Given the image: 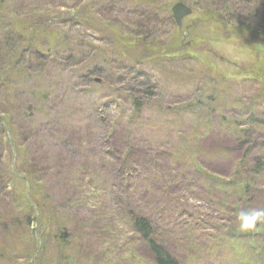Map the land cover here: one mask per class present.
<instances>
[{"label":"rangeland","instance_id":"1","mask_svg":"<svg viewBox=\"0 0 264 264\" xmlns=\"http://www.w3.org/2000/svg\"><path fill=\"white\" fill-rule=\"evenodd\" d=\"M19 1L13 0L11 7L20 11ZM67 2V7L59 6L51 30L65 32L71 44L77 32H89L86 39L94 50L91 46L80 50L83 55L74 58L81 62L72 63L78 65L76 73L87 64L83 73L92 72L91 78L98 79L99 86L92 83L85 87L86 83L70 73L71 65L64 64L57 54L55 58L62 65L38 66L37 59L29 56L36 46L21 42L10 46L12 51L18 46L20 51L28 47L25 60L30 62L25 65L29 69L25 74L36 81L18 80L20 77L13 73L10 77L17 81L9 77L0 94V113L6 108L13 114H0L11 132L10 143L6 133H0V264L59 263L62 253L54 234L70 226L81 238L78 243L85 251L82 257L74 238L67 244V251L80 264H153L133 234L131 214H141L154 222V236L165 244L177 264H262L264 240L255 233H264V226L245 237H231L230 241L222 230L211 235L213 240H195L189 232L180 231V223L194 217L197 221L210 212L226 224L236 205L225 210L228 200L219 204L215 196L208 202L199 190V179H190L183 169L172 168L177 166L176 155L190 150L185 164L195 167L202 159L214 157L216 160L206 161L210 174L225 181L233 179L234 168L241 162L251 167L253 161H259L255 157L264 154L260 151L264 131L254 132L245 122L251 112L264 122V36L257 32L264 31L260 29L264 28L260 18H264V4L258 15L242 17L247 18V31L237 22L241 17L227 13L228 5L246 12L244 0H94L92 5L87 0ZM176 2L192 9L180 26L175 25L171 15ZM104 3L108 7L103 10ZM41 5L45 12H53L46 3ZM82 15L95 18L99 30L88 31L92 20L86 24L88 29L72 26ZM38 39L43 40L40 36ZM37 45L45 51L46 41H37ZM72 50L67 46L60 55L68 57ZM129 65L133 66L131 75L126 72ZM58 67L62 70L60 76ZM35 70L41 71V77ZM145 79L150 83L146 91L150 95L144 93L141 97L130 92L142 104L137 121L129 120V110L112 111L127 99V88L137 89L135 82L127 80ZM19 88L26 95L23 104L28 102L31 113H37L35 118L24 110L27 106L21 108L24 113L19 117L20 108L16 107L21 105L15 104ZM30 118L33 130L21 134L20 124ZM68 120L81 122L82 130L77 127V133V128L63 125L56 131V126L49 124ZM227 121L245 122L244 129L230 132L224 127ZM11 149L18 156L15 160ZM34 152L39 157L45 155V161L48 155L54 156L57 164L33 166ZM12 162V173L29 181V195L24 180L8 170ZM228 163L229 169L224 165ZM204 169L207 171L206 166ZM37 203L40 212L34 206ZM190 214L194 217H188ZM26 217L35 221L27 223ZM81 222L88 224L81 227ZM88 227L91 229L87 232ZM93 232L98 233V240L91 239ZM183 233L189 237L184 239ZM97 241L101 242L100 248L95 245ZM187 242L193 245L191 249L186 247ZM91 246L96 252L88 254ZM86 255L96 258L91 261Z\"/></svg>","mask_w":264,"mask_h":264},{"label":"trees","instance_id":"2","mask_svg":"<svg viewBox=\"0 0 264 264\" xmlns=\"http://www.w3.org/2000/svg\"><path fill=\"white\" fill-rule=\"evenodd\" d=\"M12 1L13 0H0V94L4 90L3 87H4L5 81L13 73H16V76L20 77V79L18 80L31 79V82L36 81L35 79L28 77L27 74H25V71L29 70L28 68H27L28 70H26L25 65L26 64L29 65L28 63L30 62L29 60H25V55H27L28 53L27 49L30 46L31 47L36 46L34 47L33 52L29 54V56L37 59L35 63L38 64V66H46V65H52V66L59 65L60 66L62 65L55 58L57 54L58 57L63 58L64 64L67 62L71 65L70 73L72 75H75L80 81H82L83 84L86 83L85 87H88L90 84L95 83L93 81L94 78H91V74L85 75L82 72L85 70V68H87V64L86 66H84L85 68L80 69L79 72L77 73L75 72V69L78 66L77 64L80 63L81 61L76 62V59L74 58V56L80 54L78 55V57H81L83 54L81 53L80 50L86 49L87 46H91L89 48L94 50V48L92 47V43L89 44V42L91 41L86 39L88 37L87 35L89 32L88 33L87 32L85 33L77 32V36L75 37L73 44H71L69 40L67 39L68 36L65 32H58L57 34L55 33V30H51L52 28H54L51 24H53L54 20L56 19L55 15H57V12H59L58 8H61L59 6L67 7V3H68L67 0H58V2L53 0V2H50V4L46 2L47 0H37L38 1L37 3H32V0H20L19 7H21L22 9V10L20 9V11L18 9H14L11 7ZM87 1H91L90 2L91 5L94 3V0H87ZM225 1L227 3L229 1L233 2V0H225ZM244 1L245 3H247V7H248V8H244L246 12H239L236 8L229 7L228 5L227 13L234 14L236 15V17L238 16L241 17V19L237 20V22H239V24L242 25L244 30L248 31L250 30V28H248L249 24H246L247 18L249 19L250 16L252 17L254 15H258L256 13L259 11V9H261L260 7L264 4V0H244ZM235 2H237V0H235ZM40 3L43 5H45L46 3V7L48 9L51 8V11L53 12H45L44 7H42ZM97 3H98L97 6L101 5L98 1ZM102 7L104 10L105 8L108 7V3H104ZM242 17H247V18L242 19ZM253 18H256V17H253ZM260 18L264 20V18H262L261 15H260ZM89 20H92L93 24L90 23ZM87 23H90V25H93V26L88 29L86 27ZM94 23H96L95 18H88L82 15L80 20L75 21L74 24L72 22L71 24L72 26L73 25L76 27L78 26L79 28L83 26L85 27V29H88V31L89 30H99L97 28V25H95ZM260 29H264V28H260ZM253 32H256V30ZM257 32L258 34H260V36H264V31L263 33L261 32V30H258ZM39 36L43 38L42 41L38 39ZM37 41L39 43L46 41L45 51H41V49L37 45ZM16 42L25 43L28 47L26 46V48L23 49L24 51H20L17 49L19 48V46L17 47L16 45H13V47H17V48L16 50L12 51L10 49V46ZM58 44H61V45L59 46ZM67 46H72L73 52L68 53V57L60 55L61 50L66 49ZM25 51H26V54H24ZM72 61L77 64H73ZM59 68L60 67H58V71L56 70L58 76H60L62 72V70L59 71ZM35 71H38V70H35ZM40 74H41V71H38L37 77H41ZM127 74L131 75L133 74V72H128ZM9 79L17 81V78L12 79V77H10ZM60 85L61 87H63L62 84ZM95 85L99 86V84L97 83H95ZM135 86H137V89H130V88L126 89V91L128 92L126 96L127 99L124 102L122 101L123 103H121V106L119 107V109L116 110V111L124 110V109L129 110L130 113L132 114L129 120L132 122L137 121V118L140 116L139 114L141 112L142 104H141V101L139 103L138 102L139 100H135L134 95L131 94L130 92L134 91L136 93H140L141 94L140 96L142 97V95L146 93V91H148L147 89L149 88L150 83L146 81L145 79V80H141V82H137ZM21 92L22 90L19 88V90L16 92V100H15L16 101L15 104L19 103V105H21V106L16 107V108H20L19 117H23V113H24L21 111V108H23L24 106H27L26 108H24V110L27 109L28 113L32 114V117L34 116L35 118L37 113L36 112L31 113V110H29V107L27 105L28 102L23 104L25 102L24 97H26V95L23 96ZM148 93L149 92L146 93V96H148ZM145 111H146V108L143 109V112ZM0 114L11 116L12 113L7 111V109L5 108V110L1 111ZM247 121L250 123L252 130H255L254 132H258V131L260 132L261 130L264 131V122L256 116V112H251L250 114H248V117L245 122ZM25 122L26 123H21L19 126V132L21 134L22 133L28 134L29 132L33 130L32 128L33 118H30L29 120H26ZM0 123H3L5 126L7 125L2 119L0 120ZM15 123H18V121ZM244 123L227 121L226 123H224V127L228 128L226 130L230 132L232 130L238 131V130L244 129ZM49 124H53L54 128L56 126L55 128L56 131L59 129V127H63V125H70L69 129H72V128L75 129L78 127L80 130H82L81 127H83L81 122H78V121L71 122L69 120L65 122H57V124L51 121ZM0 126H1L0 133L2 134L5 133L1 124ZM6 127H5L6 131L11 135V132ZM78 128H77V133H79ZM49 134H55V132L50 133L49 131ZM262 139L264 138L262 137ZM232 146L236 148L237 144L233 143ZM260 147H261L260 151H264V143L261 144ZM202 148H204V144H202ZM44 152L46 153V151ZM182 153L184 155L183 154L176 155L175 163L177 164V166H173L172 169H178V168L183 169L185 173L188 175V177H190V179H193V178L199 179L201 181V186L199 187V190L206 194V196L208 197L207 198L208 202L210 200H213V198H211L212 196H215L214 201H219V204L221 202L225 204V202L223 201L228 200L229 204H226L227 209L225 210H229L228 208L230 207V205H236L234 209L230 210V213L233 215L232 219L227 216L228 223H226V226L221 225L223 223V220H221L220 224L218 223V221H216V218H219L220 216H213L211 212L206 213V215H203L204 217L208 218L209 221H211V223L215 226V230L219 229V230L225 231L223 229V227H225V229L228 232L238 233V231L236 230V225H237L236 214L241 210L250 209V206L252 205H254L255 208L264 207V154L262 156H256L255 158L258 157L259 161H253L252 163L254 165L251 167L243 166V162H241V164H239L238 167L234 168V175L231 176V178L233 179L224 181L215 174L211 175L210 170L207 166L208 165L207 162L214 161L216 160V158L214 157L210 158V156H208L205 159H202L199 165H195V167L193 166L189 167V165L185 163L186 162L188 163V159H189L188 156H190L192 152L190 150H187L186 152H182ZM171 154L173 153H169V155ZM32 155L33 157H32L31 164L33 166H37V164H41L46 167L47 165L48 166L51 165V162H56L57 164V159L54 156L48 155L45 161L44 160L45 155L40 154V157H39L38 153H35V152L32 153ZM191 157L195 158L193 154ZM242 157H246V156L242 155ZM224 165H228L227 167L229 169V166H230L229 163L224 164ZM205 166L207 168V171L204 169ZM240 168H241V171L238 172V169ZM202 182L204 185H202ZM251 196H253V198H251ZM29 199L31 203H33L31 198ZM243 200H246L247 203H244ZM244 204H246L248 207L245 206ZM34 206L37 208L38 212H40L41 208L39 209L38 207L40 206V203L34 204ZM237 206H239V208ZM216 209L219 210L220 208H211V210H216ZM192 216L194 215H190L189 217H192ZM27 217H26L27 223L35 221V219L30 220V218H27ZM131 218H132L131 228H132L133 234L136 235V240H138L139 243L146 248L148 255L150 256L153 264H177L175 262L176 259L171 255V253H169L167 249L165 250L163 248L164 246L163 242H160L154 236V227L152 223L149 222L148 219H145L144 216L141 214H136V215L131 214ZM76 221H78V219L75 220V222L73 221L74 222L73 226H75ZM65 223L68 224V222H65ZM87 224L88 223H85L84 225L81 222L80 226L85 227ZM183 224H188L189 228L185 227V225ZM178 226H179L180 231L189 232L192 237L194 236L196 238L195 240L203 239L205 237L204 233L210 232L211 230H213V228H210L209 226L198 224L196 220H188L186 222L180 223ZM88 229H91V227H88L86 229L87 232H88ZM74 230L75 229L72 226L67 227L66 229L59 228L57 233L54 234V238H56L54 239V242L57 243V246L59 248H61L60 252L62 253L61 256H59V263L57 264H80L78 260H76V257L67 251V244L70 242L71 238L76 239L77 244L79 246L78 241L81 238L75 235ZM94 230L96 231V229ZM197 232L198 234L195 235ZM182 235H184V239L185 237H189V235L185 233H183ZM91 239L98 240V233L93 232L91 234ZM95 245L98 246V248H100L101 242L97 241ZM65 246H66V249H65ZM82 247L83 245H80L76 249H78V252L83 257V250L85 251V249H82ZM186 247L188 249H191L193 245L187 242ZM80 250L82 252H80ZM95 250L96 248H94L93 250L92 246L89 247L88 254L92 253ZM88 256L86 255V257ZM2 258L3 257L0 254V260ZM95 258H96L95 256L90 257V260L94 261ZM262 264H264V261L262 262Z\"/></svg>","mask_w":264,"mask_h":264},{"label":"clouds","instance_id":"3","mask_svg":"<svg viewBox=\"0 0 264 264\" xmlns=\"http://www.w3.org/2000/svg\"><path fill=\"white\" fill-rule=\"evenodd\" d=\"M237 231L251 233L264 226V207L241 210L236 214Z\"/></svg>","mask_w":264,"mask_h":264},{"label":"water","instance_id":"4","mask_svg":"<svg viewBox=\"0 0 264 264\" xmlns=\"http://www.w3.org/2000/svg\"><path fill=\"white\" fill-rule=\"evenodd\" d=\"M171 11L177 25H180L182 17L190 13V10L180 3L175 4Z\"/></svg>","mask_w":264,"mask_h":264},{"label":"bare ground","instance_id":"5","mask_svg":"<svg viewBox=\"0 0 264 264\" xmlns=\"http://www.w3.org/2000/svg\"><path fill=\"white\" fill-rule=\"evenodd\" d=\"M78 55H80V54H78ZM136 80H133L132 82H135ZM130 83V82H129ZM131 84H129V86H130ZM142 90V89H141ZM139 95H141L140 93H138ZM151 94V92H149L148 93V95H150Z\"/></svg>","mask_w":264,"mask_h":264}]
</instances>
